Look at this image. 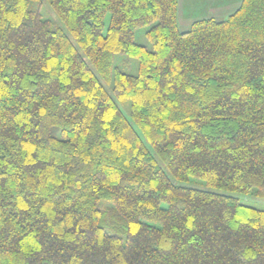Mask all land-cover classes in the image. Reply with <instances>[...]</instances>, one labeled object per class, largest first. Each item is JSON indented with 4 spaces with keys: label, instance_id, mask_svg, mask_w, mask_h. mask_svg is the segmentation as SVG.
<instances>
[{
    "label": "trees",
    "instance_id": "trees-1",
    "mask_svg": "<svg viewBox=\"0 0 264 264\" xmlns=\"http://www.w3.org/2000/svg\"><path fill=\"white\" fill-rule=\"evenodd\" d=\"M38 2L0 0V264H264V0Z\"/></svg>",
    "mask_w": 264,
    "mask_h": 264
},
{
    "label": "rangeland",
    "instance_id": "rangeland-1",
    "mask_svg": "<svg viewBox=\"0 0 264 264\" xmlns=\"http://www.w3.org/2000/svg\"><path fill=\"white\" fill-rule=\"evenodd\" d=\"M241 0H178L177 21L179 29L183 32L189 30L194 22L199 19L213 18L219 21L226 20L233 12L241 5ZM240 4V5H239ZM44 19L49 20L54 27H62V23L55 12L52 10L49 0H39L36 4ZM150 26L142 27L136 32L135 42L137 44L146 46L149 50L153 47L146 37ZM115 67L122 72L130 75L138 74V61L136 59L128 58L123 55L116 56ZM122 111L130 118V103L120 104ZM201 182L199 180H192L191 186L199 187ZM244 203L264 209V200L248 197L244 198Z\"/></svg>",
    "mask_w": 264,
    "mask_h": 264
},
{
    "label": "crops",
    "instance_id": "crops-1",
    "mask_svg": "<svg viewBox=\"0 0 264 264\" xmlns=\"http://www.w3.org/2000/svg\"><path fill=\"white\" fill-rule=\"evenodd\" d=\"M241 1H243V0H241ZM240 4H242V2H240ZM240 4H239V5H240ZM239 7H240V6H239ZM239 7H238V8H239ZM238 8H237V9H238ZM237 9H236V10H237ZM236 10H235V11H236ZM235 11H234V12H235ZM234 12H233V13H234ZM209 19H210V18H209ZM199 20H204V19H199ZM199 20H197V21H199Z\"/></svg>",
    "mask_w": 264,
    "mask_h": 264
}]
</instances>
